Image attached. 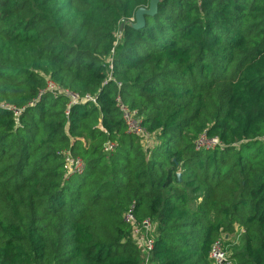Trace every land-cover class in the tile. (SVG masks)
I'll use <instances>...</instances> for the list:
<instances>
[{
    "label": "trees",
    "instance_id": "16d2710c",
    "mask_svg": "<svg viewBox=\"0 0 264 264\" xmlns=\"http://www.w3.org/2000/svg\"><path fill=\"white\" fill-rule=\"evenodd\" d=\"M148 4L0 0V264H264V0Z\"/></svg>",
    "mask_w": 264,
    "mask_h": 264
},
{
    "label": "built area",
    "instance_id": "2783aa9c",
    "mask_svg": "<svg viewBox=\"0 0 264 264\" xmlns=\"http://www.w3.org/2000/svg\"><path fill=\"white\" fill-rule=\"evenodd\" d=\"M111 68V66H109ZM48 90L53 92V94H57L59 91L65 93L68 96L69 102L68 107L66 108V114L69 112V106L83 103L85 101L91 100L95 102V98L90 95H85L83 97H79L77 94L70 92L68 90H62L58 88L53 83L48 84ZM123 119L125 120L127 130L136 134V135H145L146 132L144 128H142L140 121L134 117L135 112L131 111L127 106L120 105ZM15 115H18L21 109H16L14 107L10 108ZM197 147H205L212 148L220 144L219 140L214 138H207L204 134L200 136L197 140ZM112 143H107L105 150H111L113 148ZM64 167L68 170L69 173H78L81 174L84 171V163L79 157H71L69 153L65 155V165ZM124 220L128 222L132 226V235L136 240L137 244L140 246L143 252V262L142 264L149 263V255L153 246V223L146 219L142 222H138L134 215L132 214V207L124 214ZM223 239H219L215 241L210 249L209 257L211 258L212 264H230V260L228 259V255L226 251H224L222 247Z\"/></svg>",
    "mask_w": 264,
    "mask_h": 264
},
{
    "label": "water",
    "instance_id": "95a60500",
    "mask_svg": "<svg viewBox=\"0 0 264 264\" xmlns=\"http://www.w3.org/2000/svg\"><path fill=\"white\" fill-rule=\"evenodd\" d=\"M159 0H149V4L147 7H139L134 14V21L130 23V25L134 28H139L144 25V15H153L157 9V3ZM122 28V25L120 26ZM178 179H180L181 174H177Z\"/></svg>",
    "mask_w": 264,
    "mask_h": 264
},
{
    "label": "rangeland",
    "instance_id": "374dc122",
    "mask_svg": "<svg viewBox=\"0 0 264 264\" xmlns=\"http://www.w3.org/2000/svg\"><path fill=\"white\" fill-rule=\"evenodd\" d=\"M232 239H236V237L234 238V236H233ZM232 239H231V240H232ZM232 241H234V240H232ZM230 246H231V245H230Z\"/></svg>",
    "mask_w": 264,
    "mask_h": 264
}]
</instances>
